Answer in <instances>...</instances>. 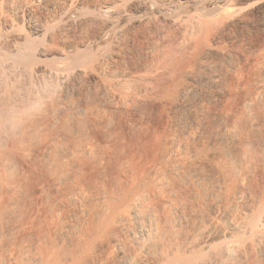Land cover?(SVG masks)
Listing matches in <instances>:
<instances>
[{"label": "bare ground", "instance_id": "6f19581e", "mask_svg": "<svg viewBox=\"0 0 264 264\" xmlns=\"http://www.w3.org/2000/svg\"><path fill=\"white\" fill-rule=\"evenodd\" d=\"M259 21L264 0H0V264H264V43L242 113L205 124ZM96 100L123 128L103 163Z\"/></svg>", "mask_w": 264, "mask_h": 264}, {"label": "rangeland", "instance_id": "374dc122", "mask_svg": "<svg viewBox=\"0 0 264 264\" xmlns=\"http://www.w3.org/2000/svg\"><path fill=\"white\" fill-rule=\"evenodd\" d=\"M253 26H254V28H253ZM253 26L250 28V31L248 32V35L250 36H248V35H246L245 34V36L246 37H241L243 34L242 33H240V37L243 39H246V41H244V42H240V41H238V39H235L233 42H232V44H223V45H226L227 47L229 46L230 48H231V51H232V53H233V59L231 60V62H235L236 63V67L234 68V69H232V70H226V69H224L223 70V78H224V85H223V87H224V91H223V93H221V95H219V96H216L215 97V101H213L212 103H209V105L208 106H206V111H207V113H206V118H205V124L207 125V127L208 128H210V129H212L213 127H211L212 125L213 126H215L218 122H217V119L219 120L220 119V117L222 116V118L221 119H224V118H226L227 117V113H229V114H235V112H239V113H242V105H241V103H242V101H243V99H245L246 97H248V96H250L253 92V82L256 80V78H258V76L261 74V70H260V65H261V63H262V61H263V59L261 58V56H257L255 53H253L254 52V48L255 47H259L262 43H264L263 41H264V23L262 22V21H259V22H257L256 24L254 23L253 24ZM249 37V38H248ZM247 42H249V43H247ZM243 43V44H242ZM249 44V45H248ZM250 44H251V46H250ZM244 45V46H243ZM226 46H224V47H226ZM250 46V47H252V48H250V49H248V51H247V48ZM252 49V50H251ZM251 50V51H250ZM241 51V52H240ZM240 53L242 54V53H244L245 54V56L243 57V55H242V57L240 56ZM253 53V54H252ZM235 58V59H234ZM260 63V64H259ZM232 67V66H231ZM231 67H230V69H231ZM236 71V72H235ZM210 92L211 93H213V94H215L216 93V91L214 92V90L212 89V90H210ZM149 98V97H148ZM193 101L195 100L194 98L192 99ZM211 104V105H210ZM95 105L96 106H98L97 108L99 109H97L96 108V110H98L99 112V114L97 115V119H95L96 121H94L93 123L94 124H92V123H90L89 125H87L86 126V128H88V131L89 132H87V134L88 135H91V139H89V141H93V151L94 150H99V151H97V153L99 154V156H98V158L100 159L99 161H103L102 159H101V156H106V150L104 149L105 148V144H107V143H109V141H105V140H103V139H106L107 138V140L109 139V137H110V134L112 135V134H114V133H112V132H115L116 133V137L117 138H121V137H118V135H120L121 136V134H118V132L117 131H119L120 132V130H123V128H117V126H119L117 123H121L119 120H114V115L112 114V111L109 109V107H108V105L104 102V101H102V100H96V102H95ZM208 108V109H207ZM241 110V111H240ZM226 111H227V113H226ZM164 112H166V111H161V112H159L158 114L160 115V116H163L162 115V113L164 114ZM232 112V113H231ZM236 113V114H237ZM238 113V114H239ZM185 114H186V116L188 117V118H190V116H191V113H189L188 111H186L185 110ZM227 114V115H226ZM232 114V115H233ZM100 115V116H99ZM104 115V116H103ZM113 115V116H112ZM166 115H167V113H165V117H166ZM216 115H218L217 117H216ZM226 115V116H225ZM99 116V117H98ZM110 116V117H109ZM219 117V118H218ZM99 118V119H98ZM109 120H108V119ZM217 118V119H216ZM116 119V118H115ZM112 120V121H111ZM102 122V123H101ZM216 122V123H215ZM95 123H96V125H95ZM214 123V124H213ZM97 124H98V126H97ZM92 125H94V128L92 127ZM103 125V126H102ZM116 127H115V126ZM91 126V128H89V127ZM95 126H96V128H95ZM102 126V127H101ZM104 127V128H103ZM120 127H122V125L120 126ZM107 128V129H106ZM109 129V130H108ZM112 129H114V130H112ZM116 129H117V131H116ZM119 129V130H118ZM93 130V131H92ZM97 130V131H96ZM100 130V131H99ZM94 131H95V133H94ZM142 131H144V130H142ZM101 132V133H100ZM108 132H111V133H108ZM121 132H123V131H121ZM120 132V133H121ZM96 133H98V134H96ZM211 133H212V131H211ZM96 134V135H95ZM102 136H101V135ZM95 136V137H94ZM98 137H99V139H98ZM39 138V137H38ZM41 138V137H40ZM39 138V140L38 141H40L41 139ZM95 138V139H94ZM97 138V139H96ZM37 139V138H36ZM42 139H44V138H42ZM93 139V140H92ZM116 138H114V139H110V141H112V140H115ZM103 140V141H102ZM41 142L42 143H40V142H36L35 144H33L32 146V157H33V161H37L36 163H38V164H36V166L38 165V169H35V171L37 172H40L39 174H38V172H37V174L36 175H38V177H36V175H35V178H32V180H33V182L35 181V183H34V185L35 186H33V182H31L32 184V186L30 185L29 186V188L31 187H35L36 188V183L37 184H39L40 182L41 183H46V185H45V196L46 195H48V193H50V189H52L54 192H55V190H56V188H55V186H52L53 185V183L52 182H54L53 181V176L52 175H50L49 174V172H52L51 171V169L49 170V168H48V166H46L44 163H46V160L43 162L42 160V157L44 156L43 155V151H42V149L41 148H43L45 145H46V142L47 141H45V139L44 140H41ZM103 142V144H101ZM41 144H43V145H41ZM99 144H101V146L103 145V148L102 147H99L100 145ZM35 145V146H34ZM43 146V147H41V146ZM99 148H98V147ZM35 147V148H34ZM97 147V148H96ZM102 148V149H101ZM101 150H103L102 152H104V153H102L101 152ZM105 150V151H104ZM40 151V152H39ZM95 152L96 151H94V154H95ZM35 153H36V155L39 157H37L36 155H35ZM35 156H34V155ZM97 155V154H96ZM95 155V156H96ZM34 157H36V158H34ZM43 158H45V157H43ZM96 159H97V157H95ZM108 159L109 158V156H106L105 157V159ZM36 159H38V160H36ZM42 159V160H41ZM98 160V159H97ZM109 160V159H108ZM32 161V162H33ZM38 161H40L41 162V165H42V167H43V169H42V167L40 168V166H39V164H40V162H38ZM99 163V167H98V169L100 170V169H102V171L104 172V174H108V172H109V167L107 168L106 166L108 165L109 166V161H106L105 160V164L104 165H102V163H100V162H97V164ZM44 164V165H43ZM46 166V167H45ZM95 166H97V165H95ZM101 167V168H100ZM105 167V168H104ZM46 168H47V170H46ZM106 169H108L107 171H106ZM43 171V172H42ZM35 172V173H36ZM47 172V173H46ZM45 174V175H44ZM34 176V175H33ZM50 176L52 177L51 179V182H50ZM35 179V180H34ZM44 180V182H43V180ZM40 180H42V181H40ZM46 180V181H45ZM40 181V182H39ZM29 182V183H30ZM39 182V183H38ZM50 184H52V185H50ZM30 188V189H31ZM33 188H32V191L34 192V190H33ZM34 188V189H35ZM29 189V191L30 192H32L31 190ZM49 189V190H48ZM52 190H51V192H52ZM29 192V193H30ZM32 192V193H33ZM48 192V193H47ZM53 192V193H54ZM32 193H30V195L32 194ZM53 193H51V194H53ZM58 192L56 191L53 195H50L49 194V196H46V197H49V198H51V200H52V198H53V200H54V198H56L57 197V194ZM32 199V198H31ZM34 201V200H33ZM34 203V202H33ZM49 203H50V201H49ZM35 204V203H34ZM33 204V206H36V204L34 205ZM44 207V206H43ZM47 207V205L44 207V208H46ZM44 208H40L39 209V212L37 211L38 210V208L36 207H34V211H35V209H37L36 210V214H38L39 215V217L42 215L43 217H40V218H43V219H45L46 220V222H48V223H50V222H52V221H54L51 217V215H49L50 213H48V208H49V212H50V207L48 206V208H46V210L44 209ZM42 210V211H41ZM45 211V212H44ZM47 212V214L48 215H46L45 213ZM49 218H51V219H49ZM55 222V224H56V221H54ZM51 224H53V222L51 223Z\"/></svg>", "mask_w": 264, "mask_h": 264}]
</instances>
